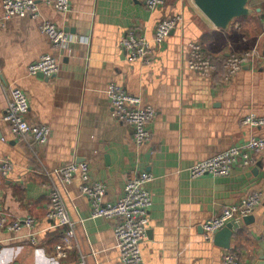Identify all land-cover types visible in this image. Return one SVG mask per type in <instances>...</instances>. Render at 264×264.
I'll return each instance as SVG.
<instances>
[{"label": "crops", "instance_id": "crops-1", "mask_svg": "<svg viewBox=\"0 0 264 264\" xmlns=\"http://www.w3.org/2000/svg\"><path fill=\"white\" fill-rule=\"evenodd\" d=\"M36 1L39 19L14 17L0 23V157L13 165L8 176L0 175V211L13 219L37 221L34 230L0 231V264L119 262L117 221L90 218L91 203L81 192L80 179L64 184L54 174L70 162H88L92 181L107 185L109 202L121 197L132 171L153 175L148 189L154 205L141 264H224L228 250L237 253L239 264H264V151L254 155L250 167L235 164L229 176L193 179L189 171L264 136V126L243 124L250 113L264 117V0H252L255 14L237 19L228 30L214 26L194 0H167L155 10L145 0H70L68 13L46 0ZM175 15L181 23L163 43L154 44L151 62H129L122 38L134 31L154 41L158 24ZM45 20L69 36L65 48L52 47L40 29ZM189 42H199L216 64L211 77L188 69ZM254 48L262 58L226 81V59ZM47 54L59 57V74L29 75L28 67ZM111 84L156 110L149 144L137 147L134 126L116 118L108 94ZM14 87L28 98L26 120L50 127L46 145L22 141L4 121L8 91ZM52 188L60 191L77 222V246L61 259L56 245L63 241L64 229L46 216ZM255 191L263 194L262 200L249 223L235 230L229 249L206 238V221ZM31 232L37 233L36 245L28 237Z\"/></svg>", "mask_w": 264, "mask_h": 264}, {"label": "built area", "instance_id": "built-area-1", "mask_svg": "<svg viewBox=\"0 0 264 264\" xmlns=\"http://www.w3.org/2000/svg\"><path fill=\"white\" fill-rule=\"evenodd\" d=\"M150 10L164 6L167 0H145ZM61 13H68L71 8L70 0H46ZM14 17H41L40 6L36 0H0V23L5 24ZM181 23V16L175 15L163 19L157 26L154 41L146 37L137 36L130 31L122 38L121 46L127 51L129 62L150 63L153 55L154 44L159 45ZM264 35V20L262 21ZM40 29L47 35L55 50L65 48L69 43V36L53 22L45 20ZM187 49V67L199 73L204 78L211 77L216 71V64L206 56L203 46L199 42H189ZM262 58L259 49L246 51L243 55L232 54L224 63V79L230 80L233 75L243 69L247 64H255ZM60 72L59 57L54 54L43 55L28 67L31 76L42 74L44 77H55ZM0 70V87H3ZM110 105L116 118L125 124L134 126L133 140L141 148L152 141L151 123L156 116V110L145 105L139 96L129 94L119 85L111 84L108 90ZM29 101L25 93L17 87L8 91V104L4 114V121L10 124L11 132L26 143L34 142L46 145L51 136V129L47 125H31L26 120L29 112ZM243 124L256 128L264 126V117L256 113L247 115ZM4 141V139H1ZM264 151V136L252 137L245 144L233 146L190 168V176L195 179L203 176L223 177L229 176L237 163L250 167L255 163L254 155ZM12 163L0 157V175L8 176L12 171ZM54 174L58 175L62 183H70L73 179L81 181V192L87 196L91 203L92 219L105 218L116 220L114 227L115 237L120 250V260L117 264H141V244L147 238L150 213L154 205L153 196L148 189L154 177L149 172L132 171L126 179V184L121 197L115 202L106 201L107 185L101 181H92L88 162H70L57 168ZM263 194L255 191L240 202L225 207L203 224L207 239H213L215 234L236 219L250 216L260 204ZM47 218L55 222V227L64 229L63 241L56 245L57 259L64 258L68 252L75 249L76 226L68 213L63 197L57 188L50 190V205ZM37 221L34 217L13 219L8 214L0 211V231L19 233L23 229L34 230ZM29 239L32 244H37V233L31 232ZM237 253L228 250L225 254L224 264H239Z\"/></svg>", "mask_w": 264, "mask_h": 264}, {"label": "water", "instance_id": "water-1", "mask_svg": "<svg viewBox=\"0 0 264 264\" xmlns=\"http://www.w3.org/2000/svg\"><path fill=\"white\" fill-rule=\"evenodd\" d=\"M251 2L252 0H194L195 5L214 26L226 30H228L237 19L250 17L255 14V9L250 6ZM39 76L44 77L42 74ZM250 219L251 217L247 216L239 222L229 223L215 234V243L225 249H229L235 230L244 223H249Z\"/></svg>", "mask_w": 264, "mask_h": 264}, {"label": "rangeland", "instance_id": "rangeland-1", "mask_svg": "<svg viewBox=\"0 0 264 264\" xmlns=\"http://www.w3.org/2000/svg\"><path fill=\"white\" fill-rule=\"evenodd\" d=\"M256 1H258V0H256Z\"/></svg>", "mask_w": 264, "mask_h": 264}]
</instances>
